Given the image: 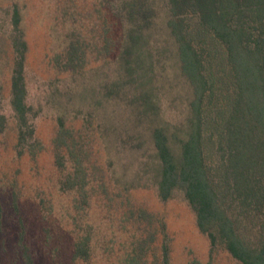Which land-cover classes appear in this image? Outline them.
Here are the masks:
<instances>
[{"label": "rangeland", "instance_id": "1", "mask_svg": "<svg viewBox=\"0 0 264 264\" xmlns=\"http://www.w3.org/2000/svg\"><path fill=\"white\" fill-rule=\"evenodd\" d=\"M121 1L0 0V114L5 115L0 131L1 257L8 264V255L23 239L35 248L31 250L41 264H122L132 243L138 244L134 238L151 233L148 264H159L165 244L170 264H242L222 246L211 248L181 191L168 200L160 197L150 173L151 137L144 124L134 131L131 102L103 100V77L108 73L109 80L115 78L119 46L125 41ZM148 5L159 15L163 12L162 0H148ZM15 8L27 43L24 74L34 127L24 145L19 144L20 126L11 105ZM160 18L147 38L154 44L155 60L162 63L154 78L162 79L156 97L162 117L179 124L187 115V86L177 69L163 67L166 61L173 65L175 58ZM74 45L82 66L69 69ZM60 118L74 131L76 140L68 141L75 156L90 161L88 185L80 192L62 189L77 180L68 181L73 154L68 148L63 165L56 164ZM130 209L144 210L148 217L124 218ZM79 231L89 237L92 255L87 261L72 259Z\"/></svg>", "mask_w": 264, "mask_h": 264}, {"label": "trees", "instance_id": "2", "mask_svg": "<svg viewBox=\"0 0 264 264\" xmlns=\"http://www.w3.org/2000/svg\"><path fill=\"white\" fill-rule=\"evenodd\" d=\"M162 1L160 15L148 0L121 1L120 18L126 10L125 41L119 46L115 78L109 80L108 73L103 77V100L130 101L134 131L146 126L154 156L150 173L160 197L168 200L181 191L212 249L220 245L242 264H264V0ZM159 16L175 58L173 65L166 61L163 67L177 69L187 86V115L179 124L162 117L157 100L162 79L154 78L162 63L155 60L154 44L150 46L147 38ZM11 25V105L20 126L19 144L24 145L34 127L24 74L27 43L18 8ZM78 55L77 46H71L69 69L82 66ZM59 124L54 139L58 166L64 163V148L73 153L69 137L76 140L63 118ZM4 125L5 115L0 114V131ZM69 161L68 181L77 182L62 189L85 190L90 161L74 153ZM132 216L148 217L144 210L132 209L123 217ZM2 220L0 204V231ZM79 232L72 259L87 261L92 255L89 237ZM150 238L151 233L134 238L138 244L132 243L122 264H148ZM29 245L23 239L17 242L8 264H41ZM162 250L159 264H170L168 245ZM0 264H6L1 252Z\"/></svg>", "mask_w": 264, "mask_h": 264}]
</instances>
